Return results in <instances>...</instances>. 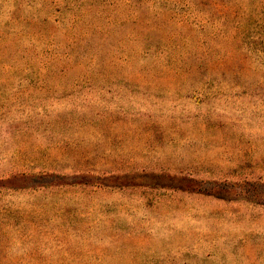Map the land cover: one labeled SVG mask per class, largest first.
Instances as JSON below:
<instances>
[{
  "label": "rangeland",
  "instance_id": "374dc122",
  "mask_svg": "<svg viewBox=\"0 0 264 264\" xmlns=\"http://www.w3.org/2000/svg\"><path fill=\"white\" fill-rule=\"evenodd\" d=\"M0 264H264V0H0Z\"/></svg>",
  "mask_w": 264,
  "mask_h": 264
}]
</instances>
